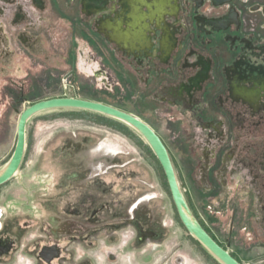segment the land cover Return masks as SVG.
Returning <instances> with one entry per match:
<instances>
[{
	"label": "rangeland",
	"instance_id": "374dc122",
	"mask_svg": "<svg viewBox=\"0 0 264 264\" xmlns=\"http://www.w3.org/2000/svg\"><path fill=\"white\" fill-rule=\"evenodd\" d=\"M17 1L0 17L7 34V54L0 57V171L15 150L19 116L31 105L71 97L112 106L162 137L192 212L218 244L241 264H264V114L259 128L230 130L222 153L233 147L236 160L224 168L219 156L216 162L204 156L217 146L206 148L186 111L155 98L156 110L148 112L145 71L136 77L129 60L95 34L79 0H46L41 17L30 0ZM18 4L27 21L13 25ZM22 34L33 47L20 44ZM143 143L70 111L31 119L21 169L0 187V240L14 243L0 264H35L38 247L53 241L67 250L68 264H219L182 225L164 171ZM242 160L248 170L231 176L227 170Z\"/></svg>",
	"mask_w": 264,
	"mask_h": 264
},
{
	"label": "flooded vegetation",
	"instance_id": "af4514ba",
	"mask_svg": "<svg viewBox=\"0 0 264 264\" xmlns=\"http://www.w3.org/2000/svg\"><path fill=\"white\" fill-rule=\"evenodd\" d=\"M0 3L4 6L0 17L4 18L5 5L18 1ZM30 3L39 17L48 10L46 0ZM21 6L18 4L13 25L27 21ZM79 7L95 34L129 60L136 77L145 71L142 80L146 82L148 112L154 114L157 104L164 103L183 109L194 122L191 127L204 133L206 148L217 146L204 156L213 155L215 162L219 156L224 168L233 164L234 148L222 153L230 130L259 128L264 114V0H79ZM250 16L255 20L250 19L248 28ZM4 34L7 36L5 23L1 22L0 57L7 54ZM18 40L23 47L34 46L26 34ZM161 91L170 100L159 95ZM255 119L253 126L250 120ZM240 166L227 171L231 176L240 175L248 164L242 160ZM260 175H254L255 183ZM13 247L14 243L0 240V256L10 254ZM66 256L60 242H44L36 251L35 264H68Z\"/></svg>",
	"mask_w": 264,
	"mask_h": 264
},
{
	"label": "water",
	"instance_id": "95a60500",
	"mask_svg": "<svg viewBox=\"0 0 264 264\" xmlns=\"http://www.w3.org/2000/svg\"><path fill=\"white\" fill-rule=\"evenodd\" d=\"M54 111H84L99 114L135 130L160 163L178 217L189 235L219 264H241L211 237L192 212L181 189L170 153L158 134L140 118L103 103L68 97L40 101L26 108L19 116L17 142L13 155L0 171V187L9 183L21 169L27 149L29 121L40 114Z\"/></svg>",
	"mask_w": 264,
	"mask_h": 264
},
{
	"label": "trees",
	"instance_id": "16d2710c",
	"mask_svg": "<svg viewBox=\"0 0 264 264\" xmlns=\"http://www.w3.org/2000/svg\"><path fill=\"white\" fill-rule=\"evenodd\" d=\"M71 114H80V115H88L90 118H96V119H100L103 123H107V124H111L114 125L117 128H120V130H122L123 132H125L127 135L135 137L137 139H139L140 144L144 145L143 141L137 137L132 131H130L129 129H127L123 123H120L116 120L113 119H109L105 116L99 115V114H94V113H90V112H84V111H70ZM64 114V113H61ZM148 151H151V149L147 146L146 147ZM166 178V177H165ZM168 184V183H167ZM169 187V186H168ZM203 227L204 225L201 224ZM205 228V227H204ZM206 229V228H205ZM198 244V243H197ZM199 245V244H198ZM200 246V245H199ZM201 247V246H200ZM202 248V247H201ZM204 250V249H203ZM205 251V250H204ZM206 252V251H205ZM207 253V252H206ZM208 254V253H207ZM209 255V254H208ZM210 256V255H209ZM211 257V256H210ZM213 258V257H212Z\"/></svg>",
	"mask_w": 264,
	"mask_h": 264
},
{
	"label": "crops",
	"instance_id": "0c3cea01",
	"mask_svg": "<svg viewBox=\"0 0 264 264\" xmlns=\"http://www.w3.org/2000/svg\"><path fill=\"white\" fill-rule=\"evenodd\" d=\"M231 254V252H229Z\"/></svg>",
	"mask_w": 264,
	"mask_h": 264
}]
</instances>
